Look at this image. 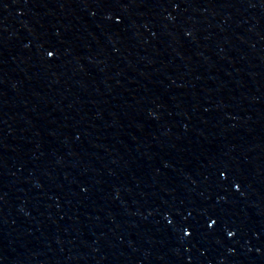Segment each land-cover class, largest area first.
I'll return each mask as SVG.
<instances>
[{
  "label": "water",
  "instance_id": "1",
  "mask_svg": "<svg viewBox=\"0 0 264 264\" xmlns=\"http://www.w3.org/2000/svg\"><path fill=\"white\" fill-rule=\"evenodd\" d=\"M0 264H264V0H0Z\"/></svg>",
  "mask_w": 264,
  "mask_h": 264
}]
</instances>
